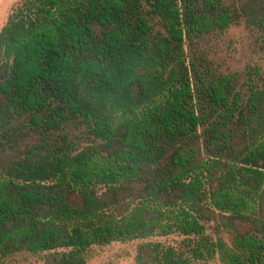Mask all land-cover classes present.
I'll return each instance as SVG.
<instances>
[{
    "label": "trees",
    "instance_id": "1",
    "mask_svg": "<svg viewBox=\"0 0 264 264\" xmlns=\"http://www.w3.org/2000/svg\"><path fill=\"white\" fill-rule=\"evenodd\" d=\"M240 19L264 47V0H22L0 31V257L141 240L139 264H264V75L244 91L186 51ZM172 234L189 251L150 240Z\"/></svg>",
    "mask_w": 264,
    "mask_h": 264
},
{
    "label": "rangeland",
    "instance_id": "2",
    "mask_svg": "<svg viewBox=\"0 0 264 264\" xmlns=\"http://www.w3.org/2000/svg\"><path fill=\"white\" fill-rule=\"evenodd\" d=\"M22 0H0V31L8 22L16 6ZM247 0H223L230 6H239ZM186 51L189 58L195 56L207 57L209 62L219 74H233L237 77L238 89L247 90L248 80L264 75V47L260 37V32L247 24L245 19H240L233 23L226 31H216L198 39L195 43H187ZM257 73H260L257 75ZM42 138V137H41ZM38 133L31 131V135L15 150L12 156L23 154L28 145H34L40 139ZM70 138L75 141V146L79 149L90 144L82 129H74L70 133ZM11 159L7 155H0V168L6 165ZM222 238L229 244L232 242V235L222 232ZM150 240L162 241L173 244L189 251L185 246L184 236L172 234L170 236H153ZM142 241L113 242L109 245H95L87 252V264H139L137 255L138 247ZM0 264H46V254H33L20 252L8 257H0ZM191 264H223L219 253L206 255L203 259L195 258Z\"/></svg>",
    "mask_w": 264,
    "mask_h": 264
}]
</instances>
